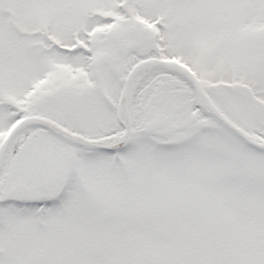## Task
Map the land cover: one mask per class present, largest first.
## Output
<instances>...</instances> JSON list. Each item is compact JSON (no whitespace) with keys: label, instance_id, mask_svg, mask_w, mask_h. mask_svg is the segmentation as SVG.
Listing matches in <instances>:
<instances>
[{"label":"snow or ice","instance_id":"obj_1","mask_svg":"<svg viewBox=\"0 0 264 264\" xmlns=\"http://www.w3.org/2000/svg\"><path fill=\"white\" fill-rule=\"evenodd\" d=\"M0 264H264V0H0Z\"/></svg>","mask_w":264,"mask_h":264}]
</instances>
